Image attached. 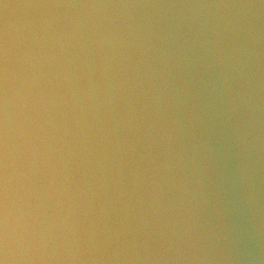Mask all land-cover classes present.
Segmentation results:
<instances>
[{
  "label": "water",
  "instance_id": "1",
  "mask_svg": "<svg viewBox=\"0 0 264 264\" xmlns=\"http://www.w3.org/2000/svg\"><path fill=\"white\" fill-rule=\"evenodd\" d=\"M0 264H243L125 0H0Z\"/></svg>",
  "mask_w": 264,
  "mask_h": 264
}]
</instances>
